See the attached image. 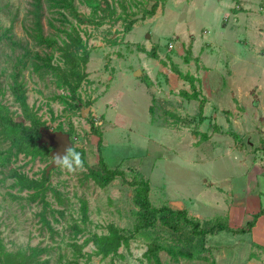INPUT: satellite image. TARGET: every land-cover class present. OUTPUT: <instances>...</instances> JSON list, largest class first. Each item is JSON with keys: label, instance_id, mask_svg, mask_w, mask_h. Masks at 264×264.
<instances>
[{"label": "rangeland", "instance_id": "obj_1", "mask_svg": "<svg viewBox=\"0 0 264 264\" xmlns=\"http://www.w3.org/2000/svg\"><path fill=\"white\" fill-rule=\"evenodd\" d=\"M28 1L0 0V26H11L13 39L16 37L24 42L28 39L21 20L25 17ZM255 6L259 19L264 21V0H169L159 6L154 17L137 20L129 33L123 32L121 21H109L101 27H81V35L90 52L86 66L88 78L79 91L84 111H67L70 108L53 100L56 95H62V91L55 88L50 77L42 80L25 72L27 102L51 129L58 124H62L66 134L70 127L74 129L73 147L86 152V162L91 168H97L101 157L108 169L121 167L127 181L134 172H139L150 184L153 206L160 208L179 198L186 208L200 213L204 219L222 220L229 211L227 207L234 204L239 207L246 196L244 181L235 179L240 174L242 156L237 150L231 152L238 144L237 136L231 130L233 132L228 135L209 139V147L204 141L194 148L189 147V135L194 134V129L189 127L191 132L183 130L200 123L199 102L188 100L184 92L189 95L196 92L198 100H207L205 94H208L209 109H213L209 113L212 111L225 119L234 116L235 110H264V47L259 51L250 50L252 57L249 58L256 60V65L247 68L231 65L230 49L225 48V54V51L215 52V48L208 49L205 45L206 35L220 29L225 14L252 12ZM80 11L88 13L85 7H80ZM134 11L138 13L137 18H141V11L136 8ZM44 25L48 30L45 22ZM226 43L232 44L231 40ZM169 44L174 46L170 52ZM9 47L7 40L0 38V82L6 88L12 71ZM152 50L158 60L149 58L147 53ZM188 50L191 57L186 62ZM256 51L261 54L256 56ZM205 57L209 70L204 68ZM147 63L153 68L148 69ZM138 70H142L139 78L135 77ZM150 70L155 79L153 86L144 77ZM188 76L196 80L192 87L185 79ZM244 91L249 92L248 97H241ZM158 99L163 103L157 105ZM5 100L15 111L9 93ZM86 109L90 111L87 113ZM53 116L56 121H52ZM91 120L102 135L99 151V138L91 130ZM212 120L215 121L210 115L209 122ZM189 156L199 161L191 160L190 163ZM51 162L52 158L48 163H29L22 156L13 160L15 167H22L24 173L34 178H39ZM84 172L83 167L72 172L60 166L52 170L50 187L60 193L63 205L50 190L46 197L49 206L45 211L41 203L15 199L14 196L25 197L26 192L12 190L11 179L2 181L4 175L0 174V231L9 251L47 247L48 256L44 257L50 258V264H147L144 254L154 239L164 246L182 247L197 242L188 228L174 234L157 226L146 235L135 234L129 247L121 248L117 256L97 257L91 243L79 255L71 245L81 246L93 234H105L110 224L131 232L136 222L130 186L117 178L107 188L100 189L92 181L83 179ZM221 173L229 182L218 183L220 189L217 186L212 189L220 193V197H215L218 205H206L209 201L205 189L211 191L210 184L214 183L209 175ZM206 181L207 186L204 185ZM232 184L234 190L229 191ZM84 207L85 216L82 215ZM43 212L52 231L42 220ZM75 226L82 232L76 234ZM217 234L205 239L208 252L202 256L206 259L172 263L166 251L160 256L165 264H232L242 242L235 241L234 236L238 234Z\"/></svg>", "mask_w": 264, "mask_h": 264}, {"label": "trees", "instance_id": "obj_2", "mask_svg": "<svg viewBox=\"0 0 264 264\" xmlns=\"http://www.w3.org/2000/svg\"><path fill=\"white\" fill-rule=\"evenodd\" d=\"M169 0H29L25 17L21 20L23 31L27 41L13 39L12 27L2 28L0 26V38H5L9 43L11 55L9 62L12 63V71L8 76L7 88L0 82V174L2 179H11L9 184L12 190L18 193L26 192L25 197L14 196L15 199H23L29 203L43 204V210L49 206L46 202L47 193L53 191L58 202L63 205L60 193L50 187L52 173L46 174L47 166L39 178L30 177L24 173L22 167H15L13 160L23 159L30 162L48 163L50 160L51 148L39 146L44 131L63 132L62 124L51 129L47 122L38 115L27 102V86L25 72L29 76L36 75L44 80L50 77L55 88L62 91V95H56L53 100L58 101L65 108H70L74 113H82L84 105L79 97V91L87 81L88 74L86 66L89 63L90 52L86 40L81 35V27H101L107 22L121 21L123 32L129 33L137 20H145L156 15L159 6H164ZM151 6L149 9L148 6ZM80 7H85L88 13L81 12ZM134 8L141 11V18ZM120 11V12H119ZM44 22L48 27L45 29ZM141 52L145 53V50ZM149 58L158 60L155 50L147 53ZM56 55V58H55ZM190 50L187 51L185 61H190ZM58 58V60H56ZM174 70L177 68L174 66ZM194 85L196 80L192 76L185 78ZM7 93L11 96V104L16 110H11L5 101ZM188 100L199 102V121L204 120V106L206 100L199 99L196 92L192 95L184 92ZM52 113V111H51ZM56 121V118H52ZM97 125L91 120V130L99 138L98 149L101 148L102 135L96 130ZM74 129L69 128L67 135L72 139ZM81 154L83 160V179L92 181L100 189L110 186L117 178L133 189L132 201L136 208V222L133 231H125L114 224L107 226L105 234H93L83 245H71L76 252H81L88 243L94 247V255L102 259L117 256L121 248L127 249L129 242L135 234L146 235L161 226L174 234L182 233L188 228L197 242L188 246L179 247L175 244L164 246L157 240H153L144 254L147 264H165L160 253L166 251L172 263H179L181 260L194 261L206 259L202 253L208 252L205 247L207 236L220 232L243 235L248 233L256 217L248 222L241 229H231L223 220L199 221L190 218L185 210H174L168 205L160 208L153 206L150 199V184L139 173L134 172L130 181L125 179L121 167L108 169L101 157L97 168H91L86 162V152L82 148L73 147ZM13 165V166H12ZM8 171V174L6 173ZM6 176V177H5ZM13 196V195H11ZM85 207L82 208V215L85 216ZM42 220L52 231L46 216L41 213ZM84 222L86 218H83ZM76 234L82 230L73 227ZM47 247H29L15 252L9 251L3 242L0 231V264H50Z\"/></svg>", "mask_w": 264, "mask_h": 264}, {"label": "crops", "instance_id": "obj_3", "mask_svg": "<svg viewBox=\"0 0 264 264\" xmlns=\"http://www.w3.org/2000/svg\"><path fill=\"white\" fill-rule=\"evenodd\" d=\"M251 11L242 13L231 12L230 15L227 14L228 16L225 14L220 29L212 34L207 33L208 35L205 38L206 48H215V52L219 53L225 51V54V48L230 49L232 51L231 65L247 68L255 66L256 60L249 58L251 56L250 50L259 51L261 47H264V27L261 28L260 26L261 24L264 26V21L259 19L256 6ZM228 40H231L232 44L228 45L226 43ZM227 53L229 54L228 51ZM255 54L258 56L261 53L256 51ZM206 61L205 57L203 62H205L206 67L204 68L209 70V61ZM145 66L148 69L153 68L148 63ZM140 71L142 72V70ZM144 77H147V83L153 86L155 80L153 70H150V74L147 73ZM240 92H242V89H240ZM203 93L205 94L204 91ZM248 95L249 92L244 91L241 97H248ZM208 96V94H205L207 100L204 106L203 122L187 126L183 131L191 132L189 127L194 129V134L192 136L191 134L189 135L191 143L188 146L191 148L200 145L203 141L206 143V147H209L211 145L208 143L209 139L215 136L222 137L224 134L228 135L234 131L238 144L231 148V152L232 150H237L242 154L238 168L240 174L237 178H234L244 181L245 188L243 192L246 193V196L239 207L235 206V204L229 205L227 207L229 209L228 213L221 218L227 223L229 228L236 230L245 227L248 222L253 220V217H256L248 233L234 236L236 237L235 241L242 242V247L238 250L237 258L232 264H264V110H235L233 112L234 116L230 115L231 118L229 116L228 119H225V116L220 115V117L218 114H213L212 111L209 113V110L213 109H209L211 100ZM156 102L157 105L163 103L160 99ZM210 115L215 121L209 122ZM209 131H212V134ZM245 144L247 147H245ZM197 159L199 161V158L189 156L188 161H197ZM209 176L214 183L210 184L211 191L209 188L205 189L206 199L209 201L206 205L216 206L218 204L215 201V197H220V193L212 192V189L216 186L220 189L221 186L218 183H228L229 181L222 176V173L218 175L210 174ZM207 182L204 185L207 186ZM233 190L234 186L232 184V187H229V191ZM212 196L214 198H211ZM257 196L258 198H256ZM168 206L174 210H185L190 218L198 219L202 222L220 219H204L200 213L186 208L184 202L179 198L169 203ZM217 235L221 234L218 233Z\"/></svg>", "mask_w": 264, "mask_h": 264}, {"label": "water", "instance_id": "obj_4", "mask_svg": "<svg viewBox=\"0 0 264 264\" xmlns=\"http://www.w3.org/2000/svg\"><path fill=\"white\" fill-rule=\"evenodd\" d=\"M142 72L138 70L135 73V77L139 78L141 76ZM84 111V109H83ZM82 111V112H83ZM90 109H86V112L88 113ZM83 117H85L84 114H82ZM39 146H47L48 148H51L50 151V158H52V162L49 164V166L46 169V174H50V172L54 169H57L59 166L55 165L53 160L54 157L57 155L64 154L65 149L68 147L73 148V143L70 140V137L63 132H57V131H44L42 133V136L40 140L38 141Z\"/></svg>", "mask_w": 264, "mask_h": 264}, {"label": "clouds", "instance_id": "obj_5", "mask_svg": "<svg viewBox=\"0 0 264 264\" xmlns=\"http://www.w3.org/2000/svg\"><path fill=\"white\" fill-rule=\"evenodd\" d=\"M53 162L55 165L63 167L69 172L83 167L81 154L71 147L66 148L64 154L55 156Z\"/></svg>", "mask_w": 264, "mask_h": 264}, {"label": "built area", "instance_id": "obj_6", "mask_svg": "<svg viewBox=\"0 0 264 264\" xmlns=\"http://www.w3.org/2000/svg\"><path fill=\"white\" fill-rule=\"evenodd\" d=\"M173 49H174V46H173V44H169L168 51L170 52V51H172Z\"/></svg>", "mask_w": 264, "mask_h": 264}]
</instances>
